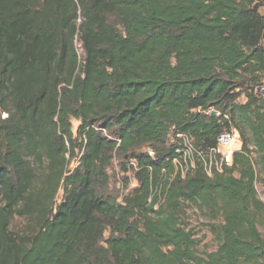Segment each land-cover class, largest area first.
<instances>
[{"label": "trees", "instance_id": "1", "mask_svg": "<svg viewBox=\"0 0 264 264\" xmlns=\"http://www.w3.org/2000/svg\"><path fill=\"white\" fill-rule=\"evenodd\" d=\"M263 9L0 0V264H264ZM229 128L241 149L210 176ZM115 157L136 181L121 201L108 193ZM190 206L214 250L200 249Z\"/></svg>", "mask_w": 264, "mask_h": 264}, {"label": "rangeland", "instance_id": "2", "mask_svg": "<svg viewBox=\"0 0 264 264\" xmlns=\"http://www.w3.org/2000/svg\"><path fill=\"white\" fill-rule=\"evenodd\" d=\"M79 23V20H78ZM79 41V40H78ZM80 42V41H79ZM79 126V122L77 120H72V129L74 131H77ZM242 146L241 142H237L235 145V151L240 150ZM77 164L76 160H73L70 164V168L73 169L74 166ZM110 176L111 181L109 183L108 187V193L118 196V199L120 200L121 197L128 192L130 188L135 186L136 181L133 178V174L131 172H125L122 169L121 164L119 163L117 157L113 159L112 165L110 166ZM125 178H128L129 186H125ZM258 190L259 195L261 199L264 201V191L261 188V186L258 184ZM63 198V190L61 189L59 191V194L57 196V205L61 202ZM187 223L194 227V230L196 232V237L198 240H200V249L203 251H211L216 248V241L213 238V235L209 231V228L207 227V221L205 220L203 213L200 212L196 207L190 206L188 208V216H187ZM22 221L19 220L16 222V225L21 224Z\"/></svg>", "mask_w": 264, "mask_h": 264}, {"label": "built area", "instance_id": "3", "mask_svg": "<svg viewBox=\"0 0 264 264\" xmlns=\"http://www.w3.org/2000/svg\"><path fill=\"white\" fill-rule=\"evenodd\" d=\"M81 19H79V22ZM76 47L79 55L83 53L82 44L76 40ZM260 91L264 92V84L260 87ZM178 138L183 141V147L181 151L184 155L191 157V152L195 150L194 145L189 136L184 134H178ZM240 140V133L236 128H229L224 130L217 139L216 147L212 148L208 152V160H204V167L208 175H213L214 170L222 171L225 165H229L232 162L233 154L235 152V145ZM150 155H154L153 151L148 149ZM174 162H178L175 158ZM192 166L195 164L194 159L191 157ZM135 166L134 162H131ZM121 201V199L119 200Z\"/></svg>", "mask_w": 264, "mask_h": 264}, {"label": "water", "instance_id": "4", "mask_svg": "<svg viewBox=\"0 0 264 264\" xmlns=\"http://www.w3.org/2000/svg\"><path fill=\"white\" fill-rule=\"evenodd\" d=\"M212 114H213V115H215V114H216V112H215V111H213V112H212Z\"/></svg>", "mask_w": 264, "mask_h": 264}, {"label": "crops", "instance_id": "5", "mask_svg": "<svg viewBox=\"0 0 264 264\" xmlns=\"http://www.w3.org/2000/svg\"><path fill=\"white\" fill-rule=\"evenodd\" d=\"M262 11H263V13H264V9H263Z\"/></svg>", "mask_w": 264, "mask_h": 264}]
</instances>
